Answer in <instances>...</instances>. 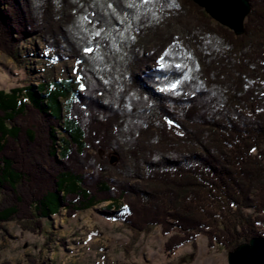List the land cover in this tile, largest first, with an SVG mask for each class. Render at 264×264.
Masks as SVG:
<instances>
[{
    "label": "trees",
    "instance_id": "16d2710c",
    "mask_svg": "<svg viewBox=\"0 0 264 264\" xmlns=\"http://www.w3.org/2000/svg\"><path fill=\"white\" fill-rule=\"evenodd\" d=\"M249 2L236 36L192 0H0L5 56L23 65L35 36L81 77L0 89V228L42 234L110 202L106 218L159 226L168 256L199 235L264 239V0Z\"/></svg>",
    "mask_w": 264,
    "mask_h": 264
},
{
    "label": "rangeland",
    "instance_id": "374dc122",
    "mask_svg": "<svg viewBox=\"0 0 264 264\" xmlns=\"http://www.w3.org/2000/svg\"><path fill=\"white\" fill-rule=\"evenodd\" d=\"M196 5L215 24L221 25L204 8ZM190 15L197 21L195 11ZM20 48L22 51H32L23 65L15 64L0 51V89L70 79L79 90L80 69L75 60L57 61L53 52L47 51L44 42L35 36L24 41ZM157 58L155 56L150 61L148 69L158 66ZM114 155V152H107L105 157L110 160ZM108 204L110 202L98 204L74 217L61 210L58 216L45 220L46 227L42 234L23 230L17 221L2 224V263L31 264V259H40L45 264H229L230 249L221 245L210 247L207 237L203 235L168 256L165 242L169 236L164 235L159 226L147 232L132 230L122 220L101 215L100 211Z\"/></svg>",
    "mask_w": 264,
    "mask_h": 264
},
{
    "label": "water",
    "instance_id": "95a60500",
    "mask_svg": "<svg viewBox=\"0 0 264 264\" xmlns=\"http://www.w3.org/2000/svg\"><path fill=\"white\" fill-rule=\"evenodd\" d=\"M193 1L204 8L215 21L234 31L235 35L245 33V21L252 9L249 0ZM228 254L229 264H264V239L255 237Z\"/></svg>",
    "mask_w": 264,
    "mask_h": 264
},
{
    "label": "snow or ice",
    "instance_id": "6c2138e0",
    "mask_svg": "<svg viewBox=\"0 0 264 264\" xmlns=\"http://www.w3.org/2000/svg\"><path fill=\"white\" fill-rule=\"evenodd\" d=\"M143 2H144V3H148L149 0H143ZM128 6H129V7H134L135 5H134V4H129ZM177 6H178V5H177ZM85 19L87 20L88 18L85 17ZM99 35H100V33L97 32V33H96V36H99ZM94 51H95V49H93V48H91V47H86V48L84 49V52H85L86 54H91V53H93ZM159 66H160V69H161L162 71H166V70H167V66H166V64H165L163 58H161V60L159 61ZM176 67L179 68V67H182V66H181V65H176ZM179 87H180V81H179V80H176V81H174V82H171V83L168 85L167 90H168V91H171V92H175ZM81 90H82V91L85 90V87H84L83 84H81ZM163 90H164V89H162V91H163ZM168 122H169V123H172V121H168Z\"/></svg>",
    "mask_w": 264,
    "mask_h": 264
}]
</instances>
